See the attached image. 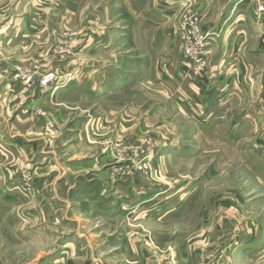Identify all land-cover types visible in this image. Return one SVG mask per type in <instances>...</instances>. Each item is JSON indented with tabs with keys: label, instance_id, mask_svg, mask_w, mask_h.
I'll return each mask as SVG.
<instances>
[{
	"label": "rangeland",
	"instance_id": "374dc122",
	"mask_svg": "<svg viewBox=\"0 0 264 264\" xmlns=\"http://www.w3.org/2000/svg\"><path fill=\"white\" fill-rule=\"evenodd\" d=\"M86 8L0 0V264H264V80L219 117L143 98L101 124L134 92L80 93Z\"/></svg>",
	"mask_w": 264,
	"mask_h": 264
},
{
	"label": "crops",
	"instance_id": "0c3cea01",
	"mask_svg": "<svg viewBox=\"0 0 264 264\" xmlns=\"http://www.w3.org/2000/svg\"><path fill=\"white\" fill-rule=\"evenodd\" d=\"M91 2L87 0L85 11L92 16L91 26L85 31L92 36L82 48L89 60L85 74L76 80L86 83L80 93L112 99L134 92L128 109L96 108L91 114H103L101 124L124 125L127 116L145 114L137 103L143 98H158L184 115L209 111L219 117L250 94L254 98L256 77L264 80V32L250 18L251 0H106L101 11ZM190 7L199 13L212 41L203 73L184 56ZM92 118L99 124L98 117Z\"/></svg>",
	"mask_w": 264,
	"mask_h": 264
},
{
	"label": "built area",
	"instance_id": "2783aa9c",
	"mask_svg": "<svg viewBox=\"0 0 264 264\" xmlns=\"http://www.w3.org/2000/svg\"><path fill=\"white\" fill-rule=\"evenodd\" d=\"M183 41L184 56L188 64L199 73L205 72L207 69V54L212 46V41L204 33L198 18L187 17Z\"/></svg>",
	"mask_w": 264,
	"mask_h": 264
}]
</instances>
